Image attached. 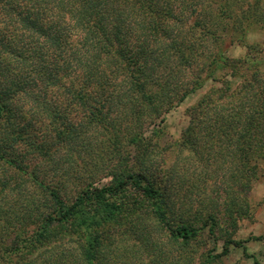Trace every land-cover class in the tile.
I'll return each mask as SVG.
<instances>
[{"label": "trees", "instance_id": "obj_1", "mask_svg": "<svg viewBox=\"0 0 264 264\" xmlns=\"http://www.w3.org/2000/svg\"><path fill=\"white\" fill-rule=\"evenodd\" d=\"M263 3L0 0V264H121L113 257H96L92 243L81 253L70 251L62 239L55 242L50 228L65 226L86 207L127 190L150 202L171 239L188 243L198 238V224L215 221L213 214L173 222L177 210L168 209L167 190L135 172L104 187L79 183L68 202L62 196L64 183L44 178L42 163L33 159L43 162L59 150L46 140L49 131L53 138L69 139L71 128L87 140L101 123L123 132V143L136 148L135 159L159 167L153 154L163 150V128L147 135L148 128L164 124V114L203 82L223 80L215 75L219 68L243 82L231 91L213 89L187 109L188 126L176 145L192 155H180L178 164L201 174L210 159L218 158L223 174L240 184L264 178V70L247 66L251 77L244 79L238 71L245 62L222 50L258 21ZM75 107L86 112L74 124L70 114ZM186 208L178 210L188 214ZM70 238L63 241L77 240ZM245 242L228 239L217 256H226L231 247L245 250Z\"/></svg>", "mask_w": 264, "mask_h": 264}, {"label": "rangeland", "instance_id": "obj_2", "mask_svg": "<svg viewBox=\"0 0 264 264\" xmlns=\"http://www.w3.org/2000/svg\"><path fill=\"white\" fill-rule=\"evenodd\" d=\"M257 17L256 23L241 31L239 41L231 46L225 42L222 48L232 59L245 62L238 71L244 79L251 77V69L247 66L264 70V3ZM221 70L219 68L215 75L221 74L223 80L203 82L202 87L183 103L164 114V124L148 128L147 135H157L163 128L164 135L159 144L163 150L157 148L153 154L159 159V167H149L135 159L136 148L123 143V132H112L101 123L92 127L95 133L89 134L87 140L84 133L76 137L75 129H68L72 135L69 139L53 138L48 130L46 140L52 145L55 143L53 150H59L45 155L43 162L33 159L35 164L42 163L38 165L42 173H47L44 178L64 183L62 196L68 202L79 183L91 182L104 187L116 183L127 173L135 172L144 181L167 190L168 209L177 210L173 222L180 221L183 216L206 220L210 214L215 221L207 219V226L198 224L201 227L198 238L188 243L176 242L154 218L150 202L135 190H127L116 199L108 198L86 207L65 226L50 228L57 237L56 243L62 239L63 246L80 253L92 243L96 257H113L121 264H255V261L264 264V178L240 184L231 178L232 175L223 174L225 166L218 158L210 159L211 164L201 174H198L200 169L193 172L189 166L178 164L180 155L181 158L192 155L188 149L181 153L176 145L188 126L187 109L213 89L221 87L231 91L243 82L230 77V70ZM223 81L228 83L223 84ZM74 109L70 119L75 124L86 111L82 107ZM156 124H160L159 121ZM47 127L51 129L48 123ZM52 127L58 129L56 123ZM181 185H184L182 190ZM184 205L188 214L178 210ZM211 227L213 232L209 230ZM67 237L77 240L65 243L63 240ZM94 237L101 240L92 242ZM228 239L245 240V250L231 247L226 256L218 257ZM42 251L44 247H39L38 252ZM47 254L40 256V261Z\"/></svg>", "mask_w": 264, "mask_h": 264}]
</instances>
